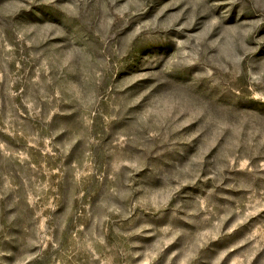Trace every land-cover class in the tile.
Here are the masks:
<instances>
[{"label":"rangeland","instance_id":"rangeland-1","mask_svg":"<svg viewBox=\"0 0 264 264\" xmlns=\"http://www.w3.org/2000/svg\"><path fill=\"white\" fill-rule=\"evenodd\" d=\"M0 264H264V0H0Z\"/></svg>","mask_w":264,"mask_h":264}]
</instances>
